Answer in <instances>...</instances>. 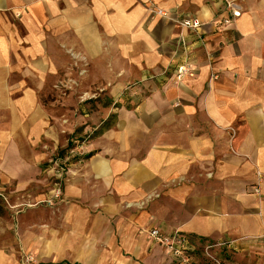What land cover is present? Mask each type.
<instances>
[{
  "label": "crops",
  "instance_id": "obj_1",
  "mask_svg": "<svg viewBox=\"0 0 264 264\" xmlns=\"http://www.w3.org/2000/svg\"><path fill=\"white\" fill-rule=\"evenodd\" d=\"M235 2L231 18L226 0H0V188L24 189L16 175L40 171L42 143L56 148L40 96L73 54L89 76L132 79L130 104L66 162L62 199L50 200L52 172L47 209L29 210L28 227L19 217L18 246L49 256L38 264H187L220 242L223 264H240V247L264 254V0ZM181 17L198 18V34ZM181 63L191 69L178 80ZM122 87L105 93L115 101ZM151 227L177 231L187 257L152 242Z\"/></svg>",
  "mask_w": 264,
  "mask_h": 264
},
{
  "label": "rangeland",
  "instance_id": "obj_2",
  "mask_svg": "<svg viewBox=\"0 0 264 264\" xmlns=\"http://www.w3.org/2000/svg\"><path fill=\"white\" fill-rule=\"evenodd\" d=\"M82 60L81 55L73 54V62L67 63L66 68L58 73L56 79L49 80L48 89L40 96L50 117L53 116L51 119L52 124H55L56 148L54 149L53 144L50 145L48 142H45V145L42 143L40 150L45 152L48 158L40 162V171L25 167L16 175L19 180L21 178L27 182L24 189H16V180L7 184L6 189L0 188V251L11 258L12 264H38L40 260L49 259L47 252H45L46 254L41 253L40 249L43 247H37L33 253L26 252L18 246L17 224L19 217L25 216V225L31 226L34 222L31 223V219L27 217L29 210L47 209L44 204L48 202V199L42 198L47 192L46 188L51 186L53 180L52 161L55 158L67 157V161H71L77 156L79 158L82 154L80 153L82 152V143L113 121L112 110L114 107L130 104L129 102L132 101V95L128 93V90L132 88V79L111 81L114 83L112 84L110 80L96 78L91 74L89 76L87 73L88 64ZM112 85H123L121 91L115 95L117 97L116 100L114 99L115 101H112L111 95L112 99H109L105 93ZM106 103L111 104L102 106ZM100 121L102 123L95 128V125ZM72 140H76L75 143L72 144ZM64 178L65 175L63 180ZM24 181L22 182L24 183ZM61 199L62 197L60 199H51L50 197V200ZM46 213L45 211L36 212L35 223L39 225L41 223L39 219H46ZM217 245L214 244L213 247L204 249L206 258L192 252L191 259H188L187 264H204V262L205 264H223L224 260H229L230 255H228L227 248L231 246H227L229 244L225 242L217 243ZM238 249L243 251L240 264H264V254L261 253V249H243L241 247ZM44 250L42 251L44 252Z\"/></svg>",
  "mask_w": 264,
  "mask_h": 264
},
{
  "label": "built area",
  "instance_id": "obj_3",
  "mask_svg": "<svg viewBox=\"0 0 264 264\" xmlns=\"http://www.w3.org/2000/svg\"><path fill=\"white\" fill-rule=\"evenodd\" d=\"M226 9L229 12L230 17L234 18L239 14L240 7L235 2V0H226ZM155 13L160 14L164 17L171 18L170 15H168L167 12L162 9H155ZM230 17H223L218 20V23L220 25H223L230 21ZM176 22L178 23V25H180L181 28L191 29L196 34H198V29L201 25L200 20L196 17H181L177 19ZM179 38L181 39V37ZM179 44H181V41L178 42V45ZM190 69L191 66L189 64H178L175 68L176 79H182L183 76H185L190 71ZM67 160L68 158L65 157L55 158L52 161L53 166L51 167V170L55 175L56 181L53 183L51 199H60L62 197L61 183L63 174L66 170L65 164ZM145 233L151 241L164 245L167 248L168 252L180 257L181 260H183V258L186 256L185 253L188 248V242L184 238H176L177 231H175V234L173 235H166L159 231L157 228L151 227L145 230ZM213 245L214 244H209L205 247V249L208 247H213Z\"/></svg>",
  "mask_w": 264,
  "mask_h": 264
}]
</instances>
